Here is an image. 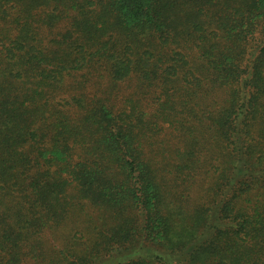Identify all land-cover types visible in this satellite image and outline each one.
<instances>
[{
  "label": "trees",
  "instance_id": "16d2710c",
  "mask_svg": "<svg viewBox=\"0 0 264 264\" xmlns=\"http://www.w3.org/2000/svg\"><path fill=\"white\" fill-rule=\"evenodd\" d=\"M0 264H264V0H0Z\"/></svg>",
  "mask_w": 264,
  "mask_h": 264
}]
</instances>
